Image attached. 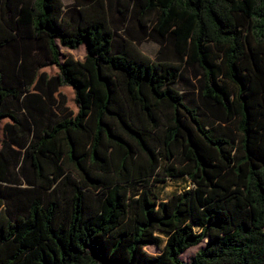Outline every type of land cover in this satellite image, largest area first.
Returning a JSON list of instances; mask_svg holds the SVG:
<instances>
[{
    "label": "trees",
    "instance_id": "obj_1",
    "mask_svg": "<svg viewBox=\"0 0 264 264\" xmlns=\"http://www.w3.org/2000/svg\"><path fill=\"white\" fill-rule=\"evenodd\" d=\"M0 124V264H264V0H0Z\"/></svg>",
    "mask_w": 264,
    "mask_h": 264
},
{
    "label": "rangeland",
    "instance_id": "obj_2",
    "mask_svg": "<svg viewBox=\"0 0 264 264\" xmlns=\"http://www.w3.org/2000/svg\"><path fill=\"white\" fill-rule=\"evenodd\" d=\"M66 3L71 2V0H64ZM139 49L141 52L151 58H156L157 56V50L158 45L154 43L153 41H145L140 46ZM61 53L64 56H71L75 60L83 61L86 55V48L85 45L80 46L79 48L75 50L65 49L61 48ZM63 60V58H62ZM54 72V70H51ZM198 70L194 68H189L186 66H183L181 69V75L177 81V83L174 85V88L178 90L180 93H182L188 103H191L195 106H199L201 108V111L204 115V121L209 126H215V118L214 116L202 106L200 98L198 96L197 86H198ZM63 91L68 95L70 99V105L73 107L72 102V94L71 91L67 88L63 89ZM5 122V121H4ZM0 130H1V124H0ZM237 134V132H236ZM141 161L144 160V158L141 156ZM165 163L162 164V167H164ZM163 168L160 171L159 176H156V179H162L163 178ZM154 186V189L159 196L160 200L166 201L172 194L179 193L188 187H190V182L185 177H179L175 179H166L164 183L161 182H155V180H150ZM140 184V183H137ZM141 187L140 185H138ZM163 244L160 247H156L154 245H149L145 249L147 252L153 255L161 254L165 248L166 244V237L162 236ZM207 240L203 241L199 245L195 247H191L188 250H186L181 256L180 259L188 263L190 262L193 257L196 255V253L199 250H202L206 245Z\"/></svg>",
    "mask_w": 264,
    "mask_h": 264
},
{
    "label": "crops",
    "instance_id": "obj_3",
    "mask_svg": "<svg viewBox=\"0 0 264 264\" xmlns=\"http://www.w3.org/2000/svg\"><path fill=\"white\" fill-rule=\"evenodd\" d=\"M62 1H63L65 6H69V5H71L73 3V0H71V2H69V3H66L64 0H62ZM3 185H4V183H3Z\"/></svg>",
    "mask_w": 264,
    "mask_h": 264
}]
</instances>
